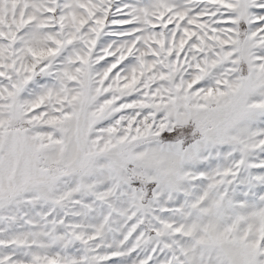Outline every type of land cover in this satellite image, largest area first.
I'll list each match as a JSON object with an SVG mask.
<instances>
[{"label": "snow or ice", "instance_id": "snow-or-ice-1", "mask_svg": "<svg viewBox=\"0 0 264 264\" xmlns=\"http://www.w3.org/2000/svg\"><path fill=\"white\" fill-rule=\"evenodd\" d=\"M0 264H264V0H0Z\"/></svg>", "mask_w": 264, "mask_h": 264}, {"label": "rangeland", "instance_id": "rangeland-1", "mask_svg": "<svg viewBox=\"0 0 264 264\" xmlns=\"http://www.w3.org/2000/svg\"><path fill=\"white\" fill-rule=\"evenodd\" d=\"M125 2H131V0H125ZM157 30H159V22H157L156 24ZM106 59H110L108 57H106ZM102 63V62H101ZM115 71V70H114Z\"/></svg>", "mask_w": 264, "mask_h": 264}]
</instances>
